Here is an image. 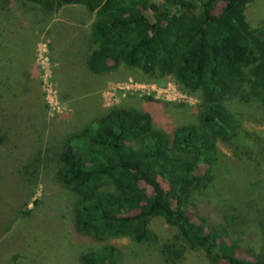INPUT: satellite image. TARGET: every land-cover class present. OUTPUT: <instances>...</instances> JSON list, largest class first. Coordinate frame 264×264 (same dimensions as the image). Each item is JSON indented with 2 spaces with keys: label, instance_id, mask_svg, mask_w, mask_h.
<instances>
[{
  "label": "trees",
  "instance_id": "16d2710c",
  "mask_svg": "<svg viewBox=\"0 0 264 264\" xmlns=\"http://www.w3.org/2000/svg\"><path fill=\"white\" fill-rule=\"evenodd\" d=\"M25 1L48 14L73 4L94 13L81 40L85 71L102 75L124 66L138 70L143 82L172 80L200 102L197 123L178 126L171 136L153 125L145 109L103 108L91 123L53 145V156L43 157L46 164L55 163L53 179L71 195L74 237L101 244L81 254L80 264H119L120 250L106 243L111 238L155 242L150 228L155 218L175 227L214 264H264L188 211L193 193L214 178L220 162L216 141L235 148L253 143L224 105L233 98L264 100V23L251 25L244 14L253 0ZM4 16L1 30L8 25ZM10 48L4 45L0 55V141L10 128L6 119L18 116L11 109L18 96L9 91L15 61ZM26 75L35 79L25 69V80ZM34 155L37 166L42 157Z\"/></svg>",
  "mask_w": 264,
  "mask_h": 264
},
{
  "label": "rangeland",
  "instance_id": "374dc122",
  "mask_svg": "<svg viewBox=\"0 0 264 264\" xmlns=\"http://www.w3.org/2000/svg\"><path fill=\"white\" fill-rule=\"evenodd\" d=\"M244 14L251 25L264 23V0L247 4ZM4 15L8 25L0 29V55L4 45L11 47L9 91L18 96L11 108L18 116L6 119L10 128L0 141V264H80L81 254L101 244L74 237L71 195L53 179L55 163L43 160L53 154L51 147L117 104L149 111L153 125L171 136L176 127L197 123L200 102L172 80L139 88L135 83L143 75L124 66L102 75L85 71L81 40L94 13L84 6L65 5L48 14L25 0H0V20ZM25 69L35 79L25 80ZM224 105L253 143L235 148L216 141L220 162L214 178L193 193L188 211L224 231L241 253L264 260V100L233 98ZM36 153L42 160L33 166ZM150 228L153 243L106 241L120 250L119 264H214L163 219H153Z\"/></svg>",
  "mask_w": 264,
  "mask_h": 264
},
{
  "label": "built area",
  "instance_id": "2783aa9c",
  "mask_svg": "<svg viewBox=\"0 0 264 264\" xmlns=\"http://www.w3.org/2000/svg\"><path fill=\"white\" fill-rule=\"evenodd\" d=\"M135 85L139 88H143V87H146L148 86L149 84L146 83V82H139V83H135Z\"/></svg>",
  "mask_w": 264,
  "mask_h": 264
},
{
  "label": "crops",
  "instance_id": "0c3cea01",
  "mask_svg": "<svg viewBox=\"0 0 264 264\" xmlns=\"http://www.w3.org/2000/svg\"><path fill=\"white\" fill-rule=\"evenodd\" d=\"M73 5H77V4H73ZM77 6H81V5H77Z\"/></svg>",
  "mask_w": 264,
  "mask_h": 264
}]
</instances>
